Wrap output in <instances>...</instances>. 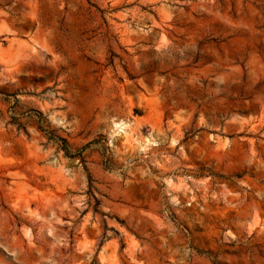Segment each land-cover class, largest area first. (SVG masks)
Returning <instances> with one entry per match:
<instances>
[{
	"label": "rangeland",
	"instance_id": "374dc122",
	"mask_svg": "<svg viewBox=\"0 0 264 264\" xmlns=\"http://www.w3.org/2000/svg\"><path fill=\"white\" fill-rule=\"evenodd\" d=\"M0 264H264V0H0Z\"/></svg>",
	"mask_w": 264,
	"mask_h": 264
},
{
	"label": "trees",
	"instance_id": "16d2710c",
	"mask_svg": "<svg viewBox=\"0 0 264 264\" xmlns=\"http://www.w3.org/2000/svg\"><path fill=\"white\" fill-rule=\"evenodd\" d=\"M62 145L65 148L64 140H62ZM65 151H66V153L68 152L66 149H65Z\"/></svg>",
	"mask_w": 264,
	"mask_h": 264
}]
</instances>
